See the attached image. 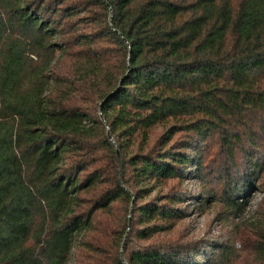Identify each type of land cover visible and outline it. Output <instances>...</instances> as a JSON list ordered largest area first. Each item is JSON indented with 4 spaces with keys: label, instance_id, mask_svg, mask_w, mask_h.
<instances>
[{
    "label": "trees",
    "instance_id": "1",
    "mask_svg": "<svg viewBox=\"0 0 264 264\" xmlns=\"http://www.w3.org/2000/svg\"><path fill=\"white\" fill-rule=\"evenodd\" d=\"M211 174L264 194V0H0V264H223L180 232Z\"/></svg>",
    "mask_w": 264,
    "mask_h": 264
},
{
    "label": "rangeland",
    "instance_id": "2",
    "mask_svg": "<svg viewBox=\"0 0 264 264\" xmlns=\"http://www.w3.org/2000/svg\"><path fill=\"white\" fill-rule=\"evenodd\" d=\"M189 179L191 180L186 182L183 186L189 199L188 201L186 200V209L189 218L180 226L181 235L185 236V239L197 241L201 253H207L210 257L211 254L209 252L214 250V244L216 242H223V240L229 237H231V239L235 238V252L231 257L229 256L223 264H254L252 262L248 263L243 257L245 242L241 238V235L239 236L242 231L239 227H241V220L250 217L263 202V192L249 194L247 198L249 205L245 212L236 215H228L226 210L222 212L220 210L221 208L217 207L213 202L205 204V209L200 207L201 202L199 201H201L202 198H211L213 194L220 191V180L218 177L216 178V175L215 177L213 174H211V176L206 175L201 179L189 177ZM262 180L264 183V178ZM207 194L208 196H206ZM220 212H222V214L219 215Z\"/></svg>",
    "mask_w": 264,
    "mask_h": 264
}]
</instances>
